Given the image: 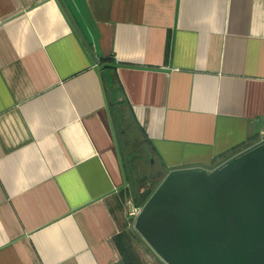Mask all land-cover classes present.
Wrapping results in <instances>:
<instances>
[{"label":"crops","instance_id":"crops-1","mask_svg":"<svg viewBox=\"0 0 264 264\" xmlns=\"http://www.w3.org/2000/svg\"><path fill=\"white\" fill-rule=\"evenodd\" d=\"M64 1L87 45L62 0H0V264H123L128 168L264 138V0Z\"/></svg>","mask_w":264,"mask_h":264},{"label":"water","instance_id":"water-1","mask_svg":"<svg viewBox=\"0 0 264 264\" xmlns=\"http://www.w3.org/2000/svg\"><path fill=\"white\" fill-rule=\"evenodd\" d=\"M62 2L73 32L87 45ZM127 172L134 192L132 171ZM134 219V229L167 264H264V138L212 170L172 169Z\"/></svg>","mask_w":264,"mask_h":264},{"label":"trees","instance_id":"trees-1","mask_svg":"<svg viewBox=\"0 0 264 264\" xmlns=\"http://www.w3.org/2000/svg\"><path fill=\"white\" fill-rule=\"evenodd\" d=\"M134 192V202L136 204L144 203L151 193V191H149L141 194L137 192V190ZM134 237L135 235L133 234V232L131 230H128L120 232V234L116 238L123 264H143V261L141 260L139 254L134 250Z\"/></svg>","mask_w":264,"mask_h":264},{"label":"rangeland","instance_id":"rangeland-1","mask_svg":"<svg viewBox=\"0 0 264 264\" xmlns=\"http://www.w3.org/2000/svg\"><path fill=\"white\" fill-rule=\"evenodd\" d=\"M152 159L153 158L150 159V164L152 163L151 162ZM156 186H153L152 187L151 193L149 194V196L152 194V192L154 191V189L156 188ZM149 196H148V198H149ZM131 231L135 235L134 240H133L134 250L139 254L141 260L143 261V264H167L147 244V242L142 238V236L135 229H133V226H131Z\"/></svg>","mask_w":264,"mask_h":264},{"label":"built area","instance_id":"built-area-1","mask_svg":"<svg viewBox=\"0 0 264 264\" xmlns=\"http://www.w3.org/2000/svg\"><path fill=\"white\" fill-rule=\"evenodd\" d=\"M128 206V216L130 218V225L133 226L134 229V221L137 217V215L140 213L143 203L142 204H136L134 201H127V205Z\"/></svg>","mask_w":264,"mask_h":264},{"label":"flooded vegetation","instance_id":"flooded-vegetation-1","mask_svg":"<svg viewBox=\"0 0 264 264\" xmlns=\"http://www.w3.org/2000/svg\"><path fill=\"white\" fill-rule=\"evenodd\" d=\"M143 174H142V177L144 176V175H147L148 177H146L147 179H145V180H143L142 182H141V184H142V187H140L139 189H141V191H142V193L144 192H149V191H151V189H152V187L154 186V183H155V180H156V178H157V176H156V174H155V172H150V173H146L145 171H143L142 172ZM141 177V178H142ZM140 178V179H141ZM137 189V188H136Z\"/></svg>","mask_w":264,"mask_h":264}]
</instances>
